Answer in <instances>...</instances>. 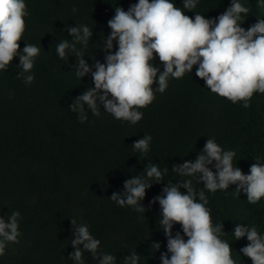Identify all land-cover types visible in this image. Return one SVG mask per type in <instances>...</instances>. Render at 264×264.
Listing matches in <instances>:
<instances>
[{
  "label": "trees",
  "instance_id": "obj_1",
  "mask_svg": "<svg viewBox=\"0 0 264 264\" xmlns=\"http://www.w3.org/2000/svg\"><path fill=\"white\" fill-rule=\"evenodd\" d=\"M138 0H26L30 16L21 50L26 43L40 47L32 72L35 80L25 84L17 79L19 57L9 70L0 72V214L21 213L19 243L9 244L0 264H74L69 255L75 249L72 219L86 223L91 234L101 241L100 251L116 256L117 264L132 252L140 256L139 264H161L167 238L160 229L159 203L151 201L161 195L167 183L183 178L171 171L173 166L195 161L206 141L215 138L225 149L236 152L234 165L249 174L257 156H264V94L254 93L251 107L243 101L233 104L211 93L204 80L196 79L195 67L180 79L171 81V89L182 94L155 93V100L143 112V119L132 125L117 120L100 108V116L87 110L88 120L80 123L70 105L91 86V73L78 79L77 57L60 59L56 44L71 40L67 27L86 24L94 35L87 48L77 45L92 66L104 62L103 38L111 29L108 21L115 7L126 11ZM182 8L183 0H172ZM249 13L243 16L246 29L264 18L257 0H243ZM231 0H199L189 17L200 12L218 17ZM77 11L73 12L72 9ZM155 64L163 71L158 56ZM95 69L93 68V71ZM170 81V80H169ZM156 85L154 84L153 87ZM188 89V90H187ZM151 135V150L145 155L132 148L135 141ZM149 163L169 172L162 183L146 190L143 213L120 207L110 197L124 191L125 181L142 175ZM215 171V169H213ZM200 190L203 184L193 180ZM231 186L226 191L208 193L214 224H223L222 238L232 247L237 264H252L240 249L249 242L235 240L237 223L255 224L264 234V198L247 203L244 193L238 197ZM186 192V189H182ZM180 225L174 228L179 231ZM187 239V237H185ZM161 243L156 252L153 243ZM85 264H98L90 252Z\"/></svg>",
  "mask_w": 264,
  "mask_h": 264
},
{
  "label": "clouds",
  "instance_id": "obj_2",
  "mask_svg": "<svg viewBox=\"0 0 264 264\" xmlns=\"http://www.w3.org/2000/svg\"><path fill=\"white\" fill-rule=\"evenodd\" d=\"M198 3L199 0H183L180 8L172 0H138L127 11L115 7V15L108 21L112 31L102 39L104 62L97 60L92 66L77 45L87 48L93 31L86 24L67 27L72 39L56 44V53L62 60L75 55L76 77L82 79L91 73L94 83L70 105L69 110L78 113L80 123L88 120L87 110L100 116L103 105L115 119L135 125L143 119L140 109L155 100V93L172 96L185 92L171 89V81L184 77L194 67L193 76L204 80L205 88L233 104L243 101L244 109L251 107L254 93L264 94V18L247 29L243 27V16L249 13L243 0H231L226 10L214 18L202 12L194 18L185 14L184 9L191 11ZM257 7L264 10V0H257ZM29 16L26 0H0V72L9 70L14 58L19 57L21 71L17 79L30 85L35 80L32 69L41 49L29 43L20 48ZM157 56L163 71L155 64ZM152 141L153 137L145 134L132 148L146 155ZM235 157L234 150L225 149L213 137L206 141L195 161L185 160L173 166L171 171L183 179L167 183L162 194L151 201L160 205L158 223L167 238L161 264H237L231 245L222 238L226 234L223 224L213 223L206 195L231 186L238 197L241 193L247 196V203L261 202L264 156L254 159L256 163L250 166L249 174L234 165ZM168 172L167 167L161 169L158 164L149 163L142 175L126 180L124 191L110 199L122 208L143 213L145 206L140 202L144 201L146 190L162 183ZM193 180L203 187L197 190ZM20 219L19 211L0 214V256L9 244L20 242ZM71 223L75 228L71 246L75 250L68 258L74 264H85V252H90L98 264H117L115 255L100 251L101 241L91 234L86 223L78 224L76 219ZM177 224L181 230L174 233ZM232 233L235 240L246 238L249 242L239 250L244 257L250 258L252 264H264V234L257 225L237 223ZM153 245L156 252L160 251L161 243ZM140 259L135 251L122 264H139Z\"/></svg>",
  "mask_w": 264,
  "mask_h": 264
}]
</instances>
